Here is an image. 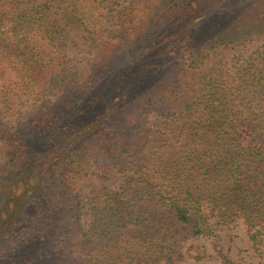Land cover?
I'll return each instance as SVG.
<instances>
[{
  "label": "trees",
  "instance_id": "16d2710c",
  "mask_svg": "<svg viewBox=\"0 0 264 264\" xmlns=\"http://www.w3.org/2000/svg\"><path fill=\"white\" fill-rule=\"evenodd\" d=\"M109 4L0 0V81L50 92L0 122V264H197L239 221L264 264V0H133L117 33ZM100 166L124 181L87 200Z\"/></svg>",
  "mask_w": 264,
  "mask_h": 264
},
{
  "label": "rangeland",
  "instance_id": "374dc122",
  "mask_svg": "<svg viewBox=\"0 0 264 264\" xmlns=\"http://www.w3.org/2000/svg\"><path fill=\"white\" fill-rule=\"evenodd\" d=\"M119 1L120 5L110 6L109 4V7L104 10L105 15L98 16L102 20V24L99 26L104 25L113 33H117L120 28L118 11L124 6H128L133 0ZM100 48L76 33H70L62 44V50L70 59L71 73L79 78L84 77L90 61L98 55ZM12 81L16 82L17 79ZM4 82L6 83L4 84ZM3 84L4 86H2ZM58 89H53V92ZM49 95L50 92L39 96L24 94L20 91L18 84L1 80L0 122L12 125L18 117L31 114L37 106L49 99ZM96 173L107 176L108 180L105 182L89 180L88 185L84 188L87 200L97 195L117 192L125 176L115 171L111 166H100L96 169ZM189 243L205 245L209 254L212 255L211 258L197 264H222L225 257H229L236 264H258L259 262L254 250L250 247L246 227L242 221L217 227L215 236L192 238Z\"/></svg>",
  "mask_w": 264,
  "mask_h": 264
}]
</instances>
